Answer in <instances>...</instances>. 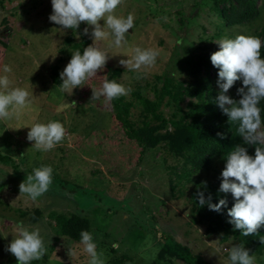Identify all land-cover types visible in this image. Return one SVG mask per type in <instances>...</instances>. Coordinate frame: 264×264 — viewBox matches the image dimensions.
I'll list each match as a JSON object with an SVG mask.
<instances>
[{"label": "rangeland", "instance_id": "374dc122", "mask_svg": "<svg viewBox=\"0 0 264 264\" xmlns=\"http://www.w3.org/2000/svg\"><path fill=\"white\" fill-rule=\"evenodd\" d=\"M218 1L123 0L116 14L134 16V27L126 34L127 45L109 47L110 37L97 41L109 56L104 70L71 90L54 83L52 69L59 67L62 72L79 46L83 50L93 43L92 26L81 22L76 30L64 29L51 22V0H0V75H8L11 87L27 89L31 101L17 116L0 121V155L10 156L17 164L0 162V264H18L6 248L16 235L15 225L21 221L40 229L47 249L41 260L33 261L88 264L90 257L80 242L57 231V215H79L90 220V233L102 264L122 256L131 258L125 264H185L173 256L159 257L166 236L211 264H228L223 249L236 244H243L255 256L256 264H264V244L234 237L225 241L222 233H210L197 217L195 196L207 182L220 186L226 163L223 155H214L209 166L198 168L185 151L172 150L168 140L161 137L165 129H159V144L142 156V147L127 138L116 119L112 101L106 102L104 97L92 100V88L101 86L110 68L120 69L118 83L132 89L122 96L131 104L130 118L138 127L146 122L157 126L134 97L136 90L155 100L156 88L163 86L157 80L159 76L186 84L205 78V70L192 75L194 64L200 57L218 51L216 41L223 37L253 35L263 42L264 0H256L254 19L234 25L222 19ZM99 23L104 25L103 20ZM85 27L89 29L87 44L81 34ZM137 46L159 53L156 63L141 73L119 63L127 60L131 48ZM4 65L12 72L4 73ZM217 76L214 69L211 77ZM242 86V81H236L226 94L238 101L241 97L237 89ZM195 100L187 98L181 104L182 117L190 110L188 103ZM63 102H75L76 106L58 111ZM159 112L168 121L179 110L163 103ZM50 120L60 121L66 136L54 149L38 151L34 141L27 140L30 128L25 126ZM167 131H172L170 125ZM251 145L244 141L241 147L251 155ZM41 166L53 168V182L33 201L20 195L19 185L33 168ZM226 194L229 201H235L230 192Z\"/></svg>", "mask_w": 264, "mask_h": 264}, {"label": "clouds", "instance_id": "9594fccd", "mask_svg": "<svg viewBox=\"0 0 264 264\" xmlns=\"http://www.w3.org/2000/svg\"><path fill=\"white\" fill-rule=\"evenodd\" d=\"M122 3L123 0H51V22L64 29L76 30L81 22L92 26L93 43L85 47L83 53L80 50L72 53L69 63L60 73L63 81L61 86L64 89L81 87L88 79L97 76L98 71L104 70L109 56L108 52L97 46V41L110 37L109 47L120 48L127 45L126 34L134 27V16L116 14L115 10ZM101 20L104 21L103 26L99 23ZM83 32L87 35L88 27ZM216 43L219 50L212 53L210 60L219 70L217 85L221 91L217 97L218 106L230 122H238L239 135L246 143L259 145L255 148L254 156L249 155L247 149L239 145L227 153L219 189L224 193L230 192L235 200L228 211L231 218L229 223L240 230L243 236H249L256 234L264 226V130H261L259 107L261 100H264V59L260 52L262 41L258 36L241 34L234 39L223 37ZM130 53L127 60L121 59L119 63L138 73L152 67L159 55L155 49L138 46L132 47ZM3 72L11 73L12 68L4 65ZM236 81H242L243 84L237 89V95L241 97L238 101L226 95ZM11 83L8 75H0V121L17 116L31 102L27 89L11 87ZM131 91V88H126L105 75L102 77L101 86L92 88V100L104 97L106 102H111ZM75 106V102H63L58 111ZM25 127L30 128L27 140L34 141L33 147L38 151L54 149L66 136V129L60 121H34ZM52 174L51 166L33 168L31 174H27L26 179L19 185L20 195L37 200L49 190L53 182ZM197 196L200 205H203L204 194L198 192ZM225 205L226 200L220 199L217 204H209V208L219 212ZM15 233L6 251L16 258L18 264H30L46 255L47 249L38 227L26 226L21 221L15 225ZM261 242L264 243V240ZM80 244L90 257L88 264H102L97 244L89 231L80 232ZM113 247L117 245L114 244ZM223 251L228 254V264H256L255 256L250 255L243 244L232 245Z\"/></svg>", "mask_w": 264, "mask_h": 264}, {"label": "trees", "instance_id": "16d2710c", "mask_svg": "<svg viewBox=\"0 0 264 264\" xmlns=\"http://www.w3.org/2000/svg\"><path fill=\"white\" fill-rule=\"evenodd\" d=\"M236 4L235 6L232 4ZM227 4L232 5L227 7ZM216 5L222 7L218 9L220 16L227 25L242 24L255 18L257 14L256 0H219ZM84 44L89 43V39L82 31ZM81 53L82 48L79 46ZM261 58L264 59V39L261 47ZM210 55L200 57L194 64L192 75L206 71V77L198 79L192 84L176 81L170 77H157L159 82L163 83L162 88L155 90V100H150L142 95L140 89L136 90L133 95L137 99L140 106L143 107L147 117L152 118L157 126H151L148 122L143 126H137L130 118V105L124 102L122 96L112 100L113 109L116 119L120 122L128 139L136 141L142 147V156L150 147L159 144L160 138L168 140L169 147L176 153H187L191 163L198 167L204 168L211 164L214 155H223L234 149V146H242L244 139L239 135L238 122H230L227 115L218 106L217 97L221 90H217V78L211 77V72L215 68L210 60ZM218 70V69H217ZM219 71V70H218ZM61 70L59 67L52 69V77L55 84L61 85ZM120 69L109 70L108 78L115 79L120 76ZM118 82V81H117ZM227 95V94H226ZM187 98L196 99L195 102L190 101L188 106L190 110L185 116H181V104ZM173 106L179 112H175L171 120H166L164 114L160 111L162 104ZM134 105V104H133ZM259 107L261 108L262 128L264 130V100H261ZM179 113V114H178ZM181 116V117H180ZM190 118L187 120L186 118ZM168 125L172 127V131H167ZM159 129H165V134L161 137L156 135ZM219 134V135H218ZM259 146L251 145V155L254 156L255 148ZM226 161V160H225ZM0 162L17 166L15 160L8 155H0ZM15 166V167H16ZM219 185H213L207 182L201 188L204 194L205 203L200 205L198 196L195 201L199 205L197 211L198 219L207 225V230L212 234H223L225 241L230 238H242L244 241L254 240V245L264 244V226L258 229L256 234L243 236L240 230L235 229L234 225L229 223L231 219L228 211L233 207L234 202L229 201V196L221 192ZM209 199V201L207 200ZM220 199L226 200V205L219 212L210 210L209 204H217ZM57 231L76 242H80V232L82 230H91V222L88 218L79 215L55 216ZM156 233V230H155ZM166 241L162 244L160 258L165 255L173 256L185 264H211L202 257L194 254L188 247L175 241L171 236L165 237ZM246 239V240H245ZM131 260L128 256L117 257L108 264H125ZM31 264H39L33 261Z\"/></svg>", "mask_w": 264, "mask_h": 264}]
</instances>
